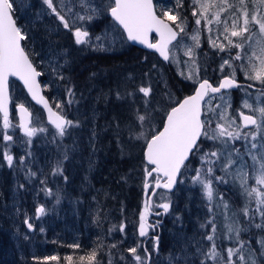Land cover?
I'll list each match as a JSON object with an SVG mask.
<instances>
[{"label":"snow or ice","instance_id":"6c2138e0","mask_svg":"<svg viewBox=\"0 0 264 264\" xmlns=\"http://www.w3.org/2000/svg\"><path fill=\"white\" fill-rule=\"evenodd\" d=\"M42 3L50 10V14H54L62 23L64 29L70 30L66 16L71 17L72 25H75L77 22L93 21L105 13L110 14L114 21L115 34L105 33L102 37H95L93 41L90 33L82 26L75 27L74 43L102 48L106 41L113 44L125 39L139 42L147 49L157 52L164 61L178 68L182 64L183 70L179 75L193 83L194 90L191 95L183 100H175V106H169L164 111L162 130L153 123V114L157 109L149 99L153 91L150 82L147 85H138L135 91H127L123 95L119 91L116 92L117 100L135 97L138 93L144 97V111L135 110V123L125 126L130 140H143L145 144L143 188L146 199L139 214V236L148 237L149 229L155 230L160 226V220L149 223V216L170 214V193L178 183H184V173L191 171L194 175L188 179L193 187L201 188L209 213V218L201 223L199 228H210V231L200 240L186 238L195 245V251H189V244H185L183 255L175 258V264H181V260L183 264H195L197 259L199 264H257L256 249L247 247L248 242L241 239V234L250 229L264 231V0H190L191 14L195 18V27L190 35L187 32V17L181 18L179 12L183 7V0H174L172 7L154 3V0H74L73 7H69L66 0H56L55 4L54 0H42ZM13 6L14 0H0V113L3 115L0 155L8 167L15 166V158L11 154L14 139L13 135L8 134L9 129L22 130L24 136L29 138L27 143H31V137L37 132H49L46 126H30L33 122L43 124V121L39 115L33 117L24 103L16 106L19 124L10 120L9 77H18L23 81L31 98L47 110V121L54 127V131L50 133L51 142L60 141L58 147L64 149L63 159L56 161L51 175L62 176L63 161L69 158V150L75 151L77 147L75 141L72 145H64L63 140L65 137H72L75 130L80 129L84 123L79 118L69 119L65 112V104L70 107L77 103L76 93L72 87L67 88V99L64 102L55 101L56 110L41 94V84L37 77L42 73L37 71L29 53L21 44L28 37L13 18ZM202 31L207 32V42L212 49L228 53V58L223 59L219 65L222 78L216 84L208 78L200 77L201 69L197 62L196 50L201 47ZM152 34L158 37L154 42L150 39ZM233 49L236 50L235 55L231 54ZM180 53H183L185 59L179 58ZM67 54V50H62L61 55ZM67 63L65 59L64 64H57L52 68V72L61 80L65 77L59 74V69ZM52 64L53 59H50L49 65ZM152 70H156V65L152 66L150 71ZM238 74L252 83H240ZM144 76L150 79L149 72H145ZM128 79H133L131 74ZM234 89L240 90L243 96L240 107L235 110L236 114L231 112V91ZM164 95L169 101L173 100L170 91H166ZM217 100L219 102L213 104ZM146 125H151V128ZM119 131L120 126L117 124V132ZM96 134L93 128L90 143ZM237 142L242 144L243 151L237 147ZM206 143L212 145L208 150L203 147ZM25 159V156L19 158L21 166L24 165ZM197 159L198 166L192 167L193 161ZM217 171L221 175H216ZM41 175H44L42 170ZM25 176L31 181L37 176V172L28 168ZM149 177L152 178L151 183ZM226 177L233 178L234 186L238 183L240 195L244 198L243 206L237 210H233L232 205L224 199V194L214 187V184H228ZM64 179L67 180V177ZM121 180L126 182L127 178L121 177ZM250 180L254 183L250 184ZM40 183L44 186L41 190L45 195L55 196L56 202L59 203V191L54 193L52 188L47 186L46 176ZM221 208L222 211H219ZM46 211L45 206L40 205L35 213L37 217H42ZM218 216L223 217V223L219 224V227ZM241 216L244 220L243 226L239 219ZM176 219L179 220L180 217L177 216ZM25 223L28 229L34 228L33 223L28 220H25ZM115 228L114 225L109 231ZM124 228L125 225L121 224L119 231L124 232ZM221 238L238 246L227 247L222 251L217 243ZM152 239L154 250H158L159 236ZM204 241L209 244L207 249L204 247ZM258 243L260 257L264 258V237ZM70 247L78 249L80 245L77 243ZM116 247V244L110 245V248ZM141 247L146 254L144 259L138 254ZM103 248L104 245L98 243L90 252L80 255L78 261H74L71 255L64 257V260L67 264H101L97 257ZM127 252L132 254L136 264H144L151 256L142 242L128 248ZM42 260L45 264L51 261L59 262L61 257L50 255L44 256ZM172 260L170 257V264ZM108 264H112L111 259Z\"/></svg>","mask_w":264,"mask_h":264},{"label":"rangeland","instance_id":"374dc122","mask_svg":"<svg viewBox=\"0 0 264 264\" xmlns=\"http://www.w3.org/2000/svg\"><path fill=\"white\" fill-rule=\"evenodd\" d=\"M55 2L56 0H54V4ZM164 2H167V0H154V3L157 4H166ZM66 3L69 7H73L74 0H66ZM183 3L185 6L184 13L181 15V18L187 17V32L190 35L195 27V18L191 14L192 9L190 6V0H183ZM61 14L63 15L64 13L62 12ZM12 15L16 20L17 25L22 27V31H24L28 37L26 40L22 41L21 44L25 48V51L29 53L37 71L42 73L39 77V82L41 84V88L43 87L45 93L49 96L52 103L51 105L54 109L55 101H66L67 88H73L70 76L68 77L67 72H64V67L68 66L71 61V50H77L80 54H85L88 51L92 53H112L119 51L123 47L124 43H126L125 40L117 41L114 44L110 41H106L103 43L102 48H91L85 45H76L74 43L73 31L75 27L82 26L84 30H87L90 33L93 41H95V37H102L105 33L115 34L113 33L114 23L107 17L106 13L97 17L93 21L77 22L75 25H72V18L66 16L65 18L69 21L71 30L63 28L62 23L58 21L54 14H50V10L42 3V0H14ZM36 22L38 25H35ZM42 26L48 28L47 30L56 36V39L59 42L58 44H51L50 41L45 42L44 38H42L44 35H41V32L39 31V29H42ZM201 28L203 29V22ZM207 35V32L202 31L201 47L196 50L197 62L201 69L200 77H209L208 79L211 82H216L217 78L221 76L219 72V65L222 63L223 59L228 58V53L212 49L207 42ZM62 50H67V56L61 55ZM235 52L236 50L233 49L231 54L235 55ZM179 58L181 60L185 59L183 53L179 54ZM50 59H53V64L51 66L49 65ZM65 59H67L68 63L63 68L59 69V74L65 77V79L61 80L58 75L52 72V68L57 64H64ZM166 64H168V66L179 78L185 80L181 75H179V72L183 70L182 64L179 68L169 62ZM79 69H82V67L76 68L78 71ZM225 71L227 72L228 70L226 69ZM238 76L244 82L252 83L244 80L242 75L238 74ZM185 81L193 84L189 80ZM238 92L241 94L240 97L242 98L233 103L231 108V112L233 114H236L235 110L240 107L241 100L243 99L241 91L238 90ZM9 94L11 101L13 102L12 106L15 103H24L25 106L29 108L33 117L39 115L40 120L43 121V124L33 122L30 126H46L49 128V132H37L35 136L31 137V143H27L26 141L29 138L24 136L23 131L19 128L16 130H7L8 134L13 135L14 139V143L11 147V154L15 158V166L11 168L8 167L6 161H4L2 155H0V230L2 229L7 234L6 236H9L8 238L10 241L8 246L4 243L3 248L0 242V255L6 258L2 259L1 256L0 261L2 262L0 263L15 264L12 259L22 263L24 261L23 256L26 258H33L39 253L42 254V256L58 255L61 257L59 262H46L49 264H67L64 257L69 255L73 258L76 257L78 260V257L81 255V253L78 252L80 248L74 249L70 247V245L78 243L81 247V244H83L82 242L86 237V234L82 235V229H85L86 225L80 227L77 221L76 196L82 192L84 185L88 184L87 176L94 167L95 162L93 144L90 143L92 130L95 127L94 121L92 120L93 116L91 113V107L92 109L95 107V105L93 106V103H96L98 98L103 97V100L105 101L106 96L103 94L101 97L100 95L97 97H89L88 100H90V102L88 103L81 102L83 100L81 97L80 101L70 107H67L65 104V112L68 118L73 120L79 118L84 121V123L80 129L75 130L72 137L64 138V145H72L73 141H75L77 147L75 151L69 150V158L63 161V175L54 177L51 175V170L57 160L63 159L62 153L64 151L62 147H58L60 141H57L56 143L51 142L52 136L50 133L54 131V127L44 121L39 108L31 104L19 84L14 81H10ZM253 96H255L254 91ZM218 102V100L214 101L213 104ZM10 120L15 124H19L16 120L15 114L13 113L12 107ZM2 122L3 117L0 115V130H2ZM203 147L205 150H208L212 147V145L210 143H206ZM237 147H240L241 151H243V146L240 142H237ZM28 153H30V155H26ZM22 156L26 157L23 166H21L19 161V158ZM196 166H198V159L194 160V167ZM28 168L37 172V176L32 178L31 181L26 179L25 176V171ZM41 170L44 175H41ZM186 173H188V171H186ZM191 175H194V173L192 172ZM216 175H221V173L217 171ZM45 176L48 181L47 186L52 188L54 193L57 192V190L59 191V203L56 202L55 196H46L41 190L44 186L41 185L40 181L45 179ZM64 177H67V180H65ZM226 179L229 181L228 184H214V187L218 188L219 192L224 194V199L232 205L233 210H237L243 206L244 198L240 195L238 183L234 186L232 183V177H226ZM151 181L152 180L149 182L151 183ZM249 183L252 184L254 181L250 180ZM20 185H24V187H20ZM199 191L202 193L201 188ZM40 205H44L47 211L42 217H37L35 210ZM202 205L203 204H201V212L202 209H204L205 212L202 213L206 214L207 220L209 218L208 207L206 206L204 208ZM95 206L96 205H94V203L87 204L84 209L85 213H89L88 215H91V223H94L95 220L99 218L97 210L94 209ZM219 211H222V208ZM55 217L60 219V221L58 220V226L56 225L57 220ZM239 219L241 221V226H243V217L241 216ZM25 220L33 223L34 228L28 229ZM152 220V222H154V219ZM217 220L219 227V224L223 223V217L218 216ZM152 222L150 221V223ZM161 225L162 224H160V226ZM138 226L135 240H138L137 243H141L140 239H142V237L139 236ZM41 228L43 231H40ZM158 230H160V228L156 230V233ZM156 233L155 230L149 229L148 236L154 237ZM262 237H264V231L257 229H250L241 236L242 240L248 242L246 245L247 247L256 249L257 264H264V258L260 257V245L258 243ZM100 239V241L105 239L107 240L101 242L104 245V248L100 250L104 257V264H108L109 259L113 262L114 254L110 250V245H117L116 248H112L115 252L119 250L118 245L120 247L121 243L125 242L126 244V240L120 237L116 238L114 236H110L108 239L107 237L101 235ZM200 239H202V237L198 238V240ZM2 241H4V239H2ZM225 242L226 244L222 246L218 244V247H221L222 251L227 247L238 246L227 240H225ZM127 244L128 245H126V247H123L126 251L128 248L136 246L133 245L132 242L130 243V241ZM83 245L86 246L87 244L84 242ZM149 246H151L149 247V250H153L152 241L149 242ZM208 246V242L204 241L205 249H207ZM127 256L129 258L127 264H136L134 259L133 261L130 260V257H132L131 253L127 252ZM144 256H141L142 259H144Z\"/></svg>","mask_w":264,"mask_h":264},{"label":"trees","instance_id":"16d2710c","mask_svg":"<svg viewBox=\"0 0 264 264\" xmlns=\"http://www.w3.org/2000/svg\"><path fill=\"white\" fill-rule=\"evenodd\" d=\"M173 2L174 0H167L164 3L166 6L168 5L167 7H172ZM184 6L183 3V7L179 9L180 15L184 13ZM35 25L38 23L36 22ZM47 29L44 26L39 29L41 35H44L42 38L45 42L50 41L51 44H58L56 36ZM71 56V61L68 66L64 67V72H67L68 77L70 76L72 80L76 101H80L82 97L81 102L88 103L90 102L89 97L99 95L101 97L103 94L106 96L105 101L103 97L98 98L97 102L93 103L95 107L93 109L91 107L92 116L95 113V118L92 120L97 133L91 142L95 148L93 153L95 162L87 176L88 184L84 185L82 192L76 196L78 224L80 227L86 225V228L82 229V235L86 234L82 243L87 244L86 246L81 244L78 252L84 255L96 247L98 243L107 241L106 239L100 241L101 235L108 239L110 236L120 237L126 240V244L124 242L120 244V247L118 245L119 250L115 252L112 248L110 249L114 254L112 264H127L129 258L123 247H126L129 241L133 245H136L135 243L138 241L135 240L138 217L143 210L146 196L142 187L145 175V163L142 159L144 141L128 140V129L125 126L129 123H135V110L144 111V97L143 94L138 93L135 97L117 100L116 92L119 91L123 95L127 91H135L138 85H147L150 82L153 91L149 99L153 101L152 106L157 109L153 114L155 116L153 123L158 128L161 125L164 111L173 105L175 100L188 94L193 84L179 78L168 64H163L154 53L127 43H124L119 51L112 53L88 51L85 54H80L77 50H71ZM153 65H156V70L150 71ZM78 67H82V69L76 70ZM145 72H149L150 79L144 76ZM130 74L133 77L132 80L128 79ZM166 91L171 92L172 101H169L164 95ZM42 92L52 104L43 87ZM66 106L69 107L67 104ZM117 124L120 126L119 133L117 132ZM146 127L150 129L151 125H146ZM192 167H194V161ZM191 173V171L185 172L184 183H178L170 193L172 198L170 214L163 216L162 225L158 227L160 230L157 233L158 228L155 229V236L160 238L158 250H154L153 247V250H149L151 247L149 242H153V236L144 237L146 238L144 246L148 248V253L151 254L148 264H170V257L173 258L172 264H175V258L183 255L182 250L185 244H189V251H195V245L186 238L198 240L199 237H203L210 231V228H199V225L206 220V214L202 213L205 212L204 209L201 212V204L205 208L207 202L199 191L200 187L191 185L188 179ZM121 177H126V182L121 180ZM148 180L150 181L152 178L149 177ZM93 203L96 205L94 209L97 210L99 218L91 223V215L85 213L84 209L87 204ZM177 216L180 217L179 220L176 219ZM159 218L151 215L148 222ZM55 219L58 226L60 219L58 217ZM121 224L125 225L124 232L119 231ZM114 225L116 228L110 232L109 229H112ZM6 235L1 229L0 242L2 248L4 243L7 246L10 244L9 236ZM144 238L140 239L141 242ZM217 243L221 246L226 244L223 238ZM138 254L144 256L141 248L138 249ZM43 257L39 253L33 258L23 256L24 261L22 263L15 259L12 261L15 264H45L42 260ZM2 259L6 258L2 256ZM73 259L78 261L76 257ZM97 259L100 260L101 264H104V257L100 251ZM130 260L133 261V258L130 257ZM181 264H183L182 260ZM195 264H199L198 259Z\"/></svg>","mask_w":264,"mask_h":264},{"label":"water","instance_id":"95a60500","mask_svg":"<svg viewBox=\"0 0 264 264\" xmlns=\"http://www.w3.org/2000/svg\"><path fill=\"white\" fill-rule=\"evenodd\" d=\"M107 17H108V18L114 23V21L112 20L110 14H107ZM13 18H14V17H13ZM121 31H122V30H121ZM124 35H125V37H126V33H125ZM150 39H152L153 42H154L155 39H158V37L156 36V34H152V36L150 37ZM125 41H126V39H125ZM126 42H127L128 44H130L131 46H134V47H137V48H139V49H142V50H145V51H149V52L154 53L155 56H156V57H157L162 63H164V64L168 63L167 61H164L163 58L160 57L159 54H158L157 52H155L154 50H151V49H147L146 46L140 44L139 42H133V41H126ZM221 78H222V77H220L219 79H221ZM37 79H38V81H39V77H37ZM201 79H203V78H201ZM10 81H14V82H16L17 84H19V86L21 87L22 91L24 92L26 98L31 102V104H33V105H35L36 107L39 108V110L41 111V113H42V115H43L44 121H45L46 123H48V121H47V110L43 108V105L37 103V101H35V100H33V99L31 98V94L28 93L26 86L23 84V81H21L18 77H9V82H10ZM218 81H219V80H218ZM217 83H218V82H217ZM193 90H194V88H192L191 91H190L188 94L182 96V97L179 98L178 100H183L186 96L191 95V94L193 93ZM41 94L44 95L43 92H42V88H41ZM9 96H10V95H9ZM44 96H45V95H44ZM45 98H46V96H45ZM46 99H47V98H46ZM17 105H18V103H16V104L13 105V111H14L15 116H16V119H17V121H18V123H19V112H18V108L16 107ZM50 105H51V104H50ZM171 106H175V103H174L173 105H171ZM10 107H11V99H10V102H9V112H10ZM54 110H55V109H54ZM0 115L3 117L2 113H0ZM163 118H164V115H163ZM163 118H162V119H163ZM48 124H49V123H48ZM158 129H161V130H162V123H161V125L158 127ZM144 149H145V144H144L143 149H142V159H143V162L146 163V161H145V159H144ZM144 181H145V175H144ZM143 184H144V182H143ZM142 187H143V185H142ZM143 190H144V188H143ZM173 190H174V189H173ZM173 190H172V191H173ZM144 191H145V190H144ZM162 191H163V190H162ZM150 192H151V189H149V194H150ZM159 211H162V210H159ZM153 216H155V215H153ZM163 216H164V215L160 216V218L157 219V220H160V221H161L162 218H163ZM154 221H156V220H154ZM160 224H161V223H160ZM156 229H157V228H156ZM145 239H146V238H144V240L142 241L143 244H144ZM142 250H143V252H144L143 247H142ZM144 254H145V253H144ZM145 255H146V254H145ZM148 261H149V259L145 260V264H148Z\"/></svg>","mask_w":264,"mask_h":264},{"label":"flooded vegetation","instance_id":"af4514ba","mask_svg":"<svg viewBox=\"0 0 264 264\" xmlns=\"http://www.w3.org/2000/svg\"><path fill=\"white\" fill-rule=\"evenodd\" d=\"M221 76H219L220 78ZM219 78H217L216 82H212L213 84H216L219 80ZM238 78V81L242 84H247L246 82H244L239 76L237 77ZM259 87V86H257ZM241 94L238 92V89H234L231 91V97H232V105L234 102H236V100H240L242 97H240Z\"/></svg>","mask_w":264,"mask_h":264}]
</instances>
